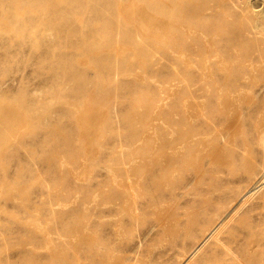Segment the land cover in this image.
<instances>
[{
  "label": "rangeland",
  "instance_id": "obj_1",
  "mask_svg": "<svg viewBox=\"0 0 264 264\" xmlns=\"http://www.w3.org/2000/svg\"><path fill=\"white\" fill-rule=\"evenodd\" d=\"M263 36L264 0H0V264H264Z\"/></svg>",
  "mask_w": 264,
  "mask_h": 264
},
{
  "label": "bare ground",
  "instance_id": "obj_2",
  "mask_svg": "<svg viewBox=\"0 0 264 264\" xmlns=\"http://www.w3.org/2000/svg\"><path fill=\"white\" fill-rule=\"evenodd\" d=\"M236 1V0H235ZM238 1V0H237ZM249 3V2H248ZM255 10V9H254ZM148 26V25H147ZM154 26V25H153ZM253 29V28H252ZM253 30H255V29H253ZM264 37V36H263ZM246 62H253V60H252V58H250V59H247L246 60ZM245 77V76H244ZM1 132V131H0ZM0 138H1V133H0ZM1 140V139H0ZM4 140H5V138H4ZM7 140V139H6ZM212 232V231H211ZM214 232V231H213ZM217 233V232H216ZM211 234V233H210ZM210 236V235H209ZM229 254H231V253H229ZM243 264V263H242Z\"/></svg>",
  "mask_w": 264,
  "mask_h": 264
}]
</instances>
